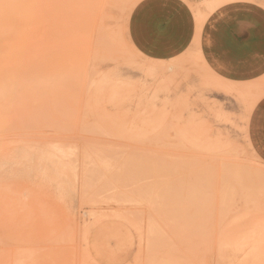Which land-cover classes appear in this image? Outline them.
Returning <instances> with one entry per match:
<instances>
[{
  "label": "rangeland",
  "instance_id": "rangeland-1",
  "mask_svg": "<svg viewBox=\"0 0 264 264\" xmlns=\"http://www.w3.org/2000/svg\"><path fill=\"white\" fill-rule=\"evenodd\" d=\"M140 1L0 0V264H264L262 91L142 55Z\"/></svg>",
  "mask_w": 264,
  "mask_h": 264
},
{
  "label": "crops",
  "instance_id": "crops-1",
  "mask_svg": "<svg viewBox=\"0 0 264 264\" xmlns=\"http://www.w3.org/2000/svg\"><path fill=\"white\" fill-rule=\"evenodd\" d=\"M128 35L154 61L196 52L222 81L262 91L251 112L249 140L264 162V7L232 1L209 14L198 33L196 9L187 0H142L133 9ZM198 41V42H196Z\"/></svg>",
  "mask_w": 264,
  "mask_h": 264
},
{
  "label": "bare ground",
  "instance_id": "bare-ground-1",
  "mask_svg": "<svg viewBox=\"0 0 264 264\" xmlns=\"http://www.w3.org/2000/svg\"><path fill=\"white\" fill-rule=\"evenodd\" d=\"M138 167H139V166H138ZM144 167H145V166H144ZM144 169H145V168H144ZM102 171H103V170H102ZM99 172H100V171H99ZM138 173H139V172H138ZM137 177H138V176H137ZM195 180H196V179H195ZM195 180H194V181H195ZM86 181H87V180H86ZM194 181H193V182H194ZM197 181H198V180H197ZM202 181H203V180H202ZM88 184H89V183H88ZM179 184H180V182H179ZM81 185H82V184H81ZM174 185H175V184H173L172 186H174ZM195 185H196V183H195ZM195 185H194V186H195ZM89 186H90V185H89ZM175 188H176V187H175ZM190 188H191V186H190ZM193 188H194V187H193ZM177 189H178V188H177ZM204 189H205V188H204ZM190 190H192V189H190ZM195 190H196V189H195ZM191 192H192V191H191ZM172 195H173V194H172ZM174 196H176V195L174 194L173 197H174ZM197 196H198V195H197ZM200 196H202V195H200ZM179 197H181V195H180ZM177 198H178V197H177ZM177 198H175V200H176ZM197 199H198V197H197ZM169 200H170V199H169ZM188 201H189V200H188ZM185 205H186V204H185Z\"/></svg>",
  "mask_w": 264,
  "mask_h": 264
}]
</instances>
